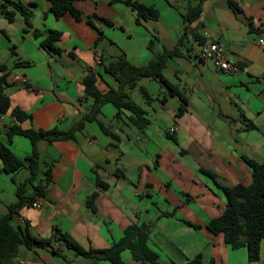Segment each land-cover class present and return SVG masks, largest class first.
Listing matches in <instances>:
<instances>
[{"label":"crops","instance_id":"1","mask_svg":"<svg viewBox=\"0 0 264 264\" xmlns=\"http://www.w3.org/2000/svg\"><path fill=\"white\" fill-rule=\"evenodd\" d=\"M19 1L31 10L30 27L13 5H7L15 12L11 21L0 8V74L7 75L10 97L9 110L0 111V144L6 143V127L16 122L14 108L31 116L21 123L23 128L67 130L82 120L84 124L74 139L38 142L42 163L52 164V182L46 195L35 199L40 206L22 207L15 223L27 222L34 236L53 239L51 247L21 246L15 264H94L60 240L56 229L84 249L104 248L133 223L148 225V244L165 263L185 264L198 253L204 264L264 263V240L260 261L251 263L246 246L233 248L223 233H212L206 226L227 203L219 184H248L253 176L247 159L264 162V44L259 42L264 39V0H204L185 38L184 15L198 0H138L159 11L157 18L140 23L121 1L76 0L80 20L70 14L57 18L49 0ZM49 29L61 32L55 42L59 52L41 45ZM100 32L104 38L98 41ZM208 41L223 44L228 58L244 68L227 73L212 61L195 58L193 49ZM176 49L163 73L185 102L147 77L140 83L152 99L147 101L138 88L129 90L146 111L148 123L142 129L128 109L117 117L110 101L100 106L94 119H85L94 98L85 92L84 76L95 74L98 88L107 92L117 87L105 70L110 61L122 56L144 66ZM17 75L23 80H16ZM248 121L256 128H245ZM9 147L24 158L32 143L15 135ZM2 166L0 158V214L16 201L15 181L29 175L25 167L9 173ZM98 180L108 187L99 188ZM93 192L97 196L90 200ZM122 257L129 264H142L128 249ZM98 264L112 262L101 259Z\"/></svg>","mask_w":264,"mask_h":264},{"label":"trees","instance_id":"2","mask_svg":"<svg viewBox=\"0 0 264 264\" xmlns=\"http://www.w3.org/2000/svg\"><path fill=\"white\" fill-rule=\"evenodd\" d=\"M50 10L57 18L70 14L75 19H82V11L76 6V0H49ZM112 2H124L136 13V21L141 22L142 19H155L159 15V11L150 5L144 4L138 0H111ZM204 0H198L195 5L188 8L184 15L185 27L184 36L187 25L197 19L200 15L202 3ZM13 5L26 18L27 25L30 27L32 23L31 10H28L19 0H3L0 3V8L6 17L11 21L15 16L14 11H10L7 5ZM40 34L39 30L34 32ZM59 30L49 29L48 35L41 41V45L50 50L61 51L55 44L60 38ZM104 35L100 32L98 41L102 40ZM202 43V42H201ZM174 51H166L163 54L156 55L147 65L135 66L130 63L125 57L119 56L105 65V70L110 73L117 81L116 88H110L107 92H102L97 85V77L91 73L82 78V83L85 87V92L88 96L94 98V105L91 107L90 113L85 116V119H94L95 114L100 109V106L105 102H112L118 109L116 116H121L122 109H128L132 112L131 120L142 129L148 123L145 117L146 111L130 96L129 90L136 89L141 92L143 97L149 101L152 96L140 83L143 78L154 77L165 85L172 94L179 95L185 102V98L163 73V68L167 58L170 55H175ZM102 62V59H101ZM0 66V72L2 71ZM9 85L7 75L0 74V111L7 112L10 108V97L6 93V88ZM183 107L181 111H183ZM181 113V112H180ZM12 114L15 117L14 123L8 125L5 129L7 137L6 143L0 144V158L3 166L1 170L5 172H14L21 168H27L29 171L28 177L21 182L16 183V201L7 205V211L0 214V263L15 264V259L21 253V246L27 248L32 247H51L53 238H38L34 236L28 227V223H15V217L25 205H31L38 197L46 195V187L52 182V164L43 162L41 153L38 147V142L44 139L48 142L64 139H74L77 130L83 127V120L78 122L71 128L64 130L61 128H23L21 123L30 119V114L25 111L14 108ZM106 134L113 139L118 136L113 133L108 127L101 125ZM245 128H256V125L248 121ZM15 135H23L28 137L32 143L30 155L21 158L17 156L9 147ZM247 162L252 168L253 179L250 183H237L232 186L221 185V188L226 194L227 203L222 213L211 218L206 226L212 233H223L225 241L233 248L246 246L248 248V257L251 263L259 262L261 256V242L264 240V162L259 163L253 159H247ZM214 178L216 174L208 171ZM38 179V180H37ZM37 180V182H36ZM99 188L105 189L108 187L97 181ZM97 196V192H93L89 197L90 200ZM191 224L190 222H188ZM198 228V225H193ZM55 234L60 240L65 241L78 254L92 259L94 264H98L101 259H108L112 264H129L122 257V252L126 249L130 250L135 261H140L142 264H175L165 263L160 260L159 254L149 244V227L147 224L133 223L125 227L123 235L110 246L104 248H89L84 249L71 235L62 233L56 229ZM54 234V235H55ZM53 251H57L53 248ZM185 264H204L202 253H198L188 259ZM211 264V263H209ZM259 264H264L260 263Z\"/></svg>","mask_w":264,"mask_h":264},{"label":"built area","instance_id":"3","mask_svg":"<svg viewBox=\"0 0 264 264\" xmlns=\"http://www.w3.org/2000/svg\"><path fill=\"white\" fill-rule=\"evenodd\" d=\"M259 42L261 44H264V39H260ZM193 55L195 58L202 61H212L213 64L223 72L235 73L244 68L239 63L232 61L228 58L226 49L224 48L223 44H221L220 42H216V41L202 42L193 49ZM95 57H96V62L100 64L101 52L97 51ZM15 79L19 81L23 80V78L18 75L15 76ZM175 130L176 127L170 128L171 132H174ZM32 205L35 207H39L40 206L39 200H34ZM21 264H23V261L21 262Z\"/></svg>","mask_w":264,"mask_h":264},{"label":"rangeland","instance_id":"4","mask_svg":"<svg viewBox=\"0 0 264 264\" xmlns=\"http://www.w3.org/2000/svg\"><path fill=\"white\" fill-rule=\"evenodd\" d=\"M38 180V179H37ZM37 180H36V182H37Z\"/></svg>","mask_w":264,"mask_h":264}]
</instances>
